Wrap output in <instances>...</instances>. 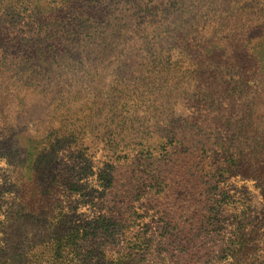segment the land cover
<instances>
[{"label":"rangeland","instance_id":"obj_1","mask_svg":"<svg viewBox=\"0 0 264 264\" xmlns=\"http://www.w3.org/2000/svg\"><path fill=\"white\" fill-rule=\"evenodd\" d=\"M83 1L0 0V264H264V0Z\"/></svg>","mask_w":264,"mask_h":264},{"label":"trees","instance_id":"obj_2","mask_svg":"<svg viewBox=\"0 0 264 264\" xmlns=\"http://www.w3.org/2000/svg\"><path fill=\"white\" fill-rule=\"evenodd\" d=\"M22 1V0H20ZM58 2H61V7L63 6L65 9L59 10L58 15L66 14V6L69 4V0H65L66 2H62L61 0H57ZM94 0H87L83 1V3L89 2L87 5V9L90 12L89 14L93 13L94 19L101 18L100 16L102 9L109 7V4H105L106 1L104 0H95L94 6H93ZM130 1V0H129ZM18 2V0H17ZM132 3H136L135 0H131ZM138 2V0H137ZM87 4V3H86ZM104 7V8H103ZM146 8V5L144 9ZM154 7H147V10H144V13H150V10H152ZM80 11H84L82 7H80ZM140 12H143L142 9L139 10V13L137 15H141ZM58 18H61L58 17ZM46 20V19H45ZM33 22H39L37 25L39 28V34L42 35V39L40 40H34L33 42H36V47L32 50L31 46L29 47L28 55H68L67 51L65 50L67 45L71 44H78V40L80 38V27H79V19L76 20V24L72 25H64L61 21L58 20H48V21H42L36 20L33 18ZM107 27L111 28V25H108ZM99 32H102V30H99ZM22 50V49H21ZM25 49L23 48V51ZM58 245V244H57ZM28 248V247H27ZM29 252L32 251L31 248L27 249ZM31 256H34L33 254H30ZM54 259L56 262L60 260V254L55 250L54 251Z\"/></svg>","mask_w":264,"mask_h":264}]
</instances>
